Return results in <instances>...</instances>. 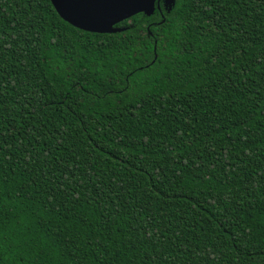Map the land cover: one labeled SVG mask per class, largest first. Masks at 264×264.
<instances>
[{
  "label": "trees",
  "instance_id": "obj_1",
  "mask_svg": "<svg viewBox=\"0 0 264 264\" xmlns=\"http://www.w3.org/2000/svg\"><path fill=\"white\" fill-rule=\"evenodd\" d=\"M116 27L0 0V264H264V0Z\"/></svg>",
  "mask_w": 264,
  "mask_h": 264
},
{
  "label": "water",
  "instance_id": "obj_2",
  "mask_svg": "<svg viewBox=\"0 0 264 264\" xmlns=\"http://www.w3.org/2000/svg\"><path fill=\"white\" fill-rule=\"evenodd\" d=\"M60 16L73 26L96 33L121 30L116 25L133 15L152 14L160 0H51ZM169 9L176 0H163Z\"/></svg>",
  "mask_w": 264,
  "mask_h": 264
}]
</instances>
